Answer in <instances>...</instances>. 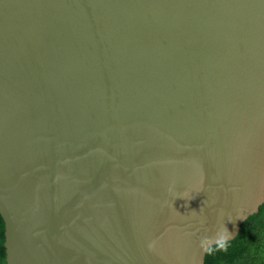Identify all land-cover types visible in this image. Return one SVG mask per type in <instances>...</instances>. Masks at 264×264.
<instances>
[{
	"label": "water",
	"instance_id": "1",
	"mask_svg": "<svg viewBox=\"0 0 264 264\" xmlns=\"http://www.w3.org/2000/svg\"><path fill=\"white\" fill-rule=\"evenodd\" d=\"M263 205L264 0H0L6 264H205Z\"/></svg>",
	"mask_w": 264,
	"mask_h": 264
},
{
	"label": "trees",
	"instance_id": "2",
	"mask_svg": "<svg viewBox=\"0 0 264 264\" xmlns=\"http://www.w3.org/2000/svg\"><path fill=\"white\" fill-rule=\"evenodd\" d=\"M5 223L0 215V264H6ZM205 264H264V205L250 217L226 251L209 256Z\"/></svg>",
	"mask_w": 264,
	"mask_h": 264
},
{
	"label": "clouds",
	"instance_id": "3",
	"mask_svg": "<svg viewBox=\"0 0 264 264\" xmlns=\"http://www.w3.org/2000/svg\"><path fill=\"white\" fill-rule=\"evenodd\" d=\"M192 212L195 211L193 210ZM232 239V233L228 231L227 227L224 224L221 228H219L214 237L203 238L200 241V248L203 252L211 256L218 251H226Z\"/></svg>",
	"mask_w": 264,
	"mask_h": 264
}]
</instances>
